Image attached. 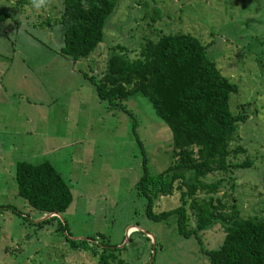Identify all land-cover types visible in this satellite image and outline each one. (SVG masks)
I'll return each instance as SVG.
<instances>
[{
  "label": "rangeland",
  "instance_id": "obj_1",
  "mask_svg": "<svg viewBox=\"0 0 264 264\" xmlns=\"http://www.w3.org/2000/svg\"><path fill=\"white\" fill-rule=\"evenodd\" d=\"M59 9L60 0L40 8L31 0H0V264H93L91 252L73 250L67 238L123 246L117 253L125 264H209L197 239L177 231L174 214L148 217L146 197L136 191L144 164L151 173L171 162L168 127L145 96L108 103L86 75L99 72L115 44L134 56L160 33L197 36L237 85L230 108L241 102L247 111L230 143L243 151L230 160L250 161L204 180L222 179L212 197L228 213L263 216L264 0H117L101 40L77 59L59 50ZM19 159H47L66 181L72 199L60 216L36 223L44 215L16 192ZM178 203L173 190L152 210ZM222 236L217 223L200 231L206 248Z\"/></svg>",
  "mask_w": 264,
  "mask_h": 264
},
{
  "label": "trees",
  "instance_id": "obj_2",
  "mask_svg": "<svg viewBox=\"0 0 264 264\" xmlns=\"http://www.w3.org/2000/svg\"><path fill=\"white\" fill-rule=\"evenodd\" d=\"M60 2L63 40L59 50L71 59L86 57L101 40L103 25L117 0ZM124 52L115 44L99 72L85 75L94 83L97 97L108 103L135 94L145 96L169 129L171 162L151 173L144 164L135 182L136 191L146 197V215L159 219L174 214L177 231L197 239L209 264H264V215L242 216L234 208L228 213L212 197L222 179L204 180L209 172L250 164L248 159L230 160L243 151L240 144L230 143L236 138L237 122L247 116L241 102L230 108L229 97L237 85L219 72L206 54V45L188 32L160 33L145 39L136 55ZM14 178L16 192L37 214L57 213L40 218L37 224L60 216L72 199L68 184L47 159L16 160ZM173 190L179 203L154 212L153 202ZM198 192L204 196H197ZM216 223L223 236L216 246L206 248L200 231ZM67 241L73 250L90 251L93 264H125L117 253L123 246L88 238Z\"/></svg>",
  "mask_w": 264,
  "mask_h": 264
},
{
  "label": "clouds",
  "instance_id": "obj_3",
  "mask_svg": "<svg viewBox=\"0 0 264 264\" xmlns=\"http://www.w3.org/2000/svg\"><path fill=\"white\" fill-rule=\"evenodd\" d=\"M32 5L36 8H40L47 5V0H31Z\"/></svg>",
  "mask_w": 264,
  "mask_h": 264
},
{
  "label": "water",
  "instance_id": "obj_4",
  "mask_svg": "<svg viewBox=\"0 0 264 264\" xmlns=\"http://www.w3.org/2000/svg\"><path fill=\"white\" fill-rule=\"evenodd\" d=\"M52 214H57V213H54V212L46 213V214H44L43 217H48V216H50V215H52ZM43 217H42V218H43ZM132 226H134V225H132ZM135 227H136V226H134L133 228H135ZM133 228H132V229H133ZM129 230H130V229H129ZM129 230H128V231H129Z\"/></svg>",
  "mask_w": 264,
  "mask_h": 264
},
{
  "label": "bare ground",
  "instance_id": "obj_5",
  "mask_svg": "<svg viewBox=\"0 0 264 264\" xmlns=\"http://www.w3.org/2000/svg\"><path fill=\"white\" fill-rule=\"evenodd\" d=\"M132 228H133V227H130L129 229H132ZM129 229H128V230H129Z\"/></svg>",
  "mask_w": 264,
  "mask_h": 264
}]
</instances>
